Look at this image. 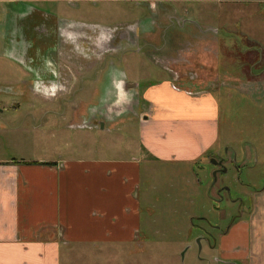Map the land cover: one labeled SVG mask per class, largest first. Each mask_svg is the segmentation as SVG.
I'll use <instances>...</instances> for the list:
<instances>
[{
	"label": "rangeland",
	"instance_id": "1",
	"mask_svg": "<svg viewBox=\"0 0 264 264\" xmlns=\"http://www.w3.org/2000/svg\"><path fill=\"white\" fill-rule=\"evenodd\" d=\"M153 2L154 9L139 5L132 11L120 4L77 8L65 2L56 6L59 18L89 25H78L74 34L48 33L44 40L39 34L36 41L19 33L20 45L9 51L6 44L0 54V147L10 159L62 160L138 143L135 121L111 123L123 109L109 110L113 103L102 101L115 91L114 64L142 84L166 77L167 67L187 78L177 84L210 90L218 104L217 148L232 158L226 170H218L214 159L200 167L149 164L141 239L72 244L63 264H217L207 241L213 243L214 226L231 222L238 210L231 201L264 187V1ZM124 46L143 51L124 53ZM102 121L110 131L99 130Z\"/></svg>",
	"mask_w": 264,
	"mask_h": 264
},
{
	"label": "crops",
	"instance_id": "2",
	"mask_svg": "<svg viewBox=\"0 0 264 264\" xmlns=\"http://www.w3.org/2000/svg\"><path fill=\"white\" fill-rule=\"evenodd\" d=\"M153 1L0 0V38L5 41L0 54L6 53V44L9 51L10 46L20 45L16 37L19 33L36 41L37 33L74 34L81 28L78 25H89L59 18L61 10L56 6L65 2L77 8L84 3L92 6L120 4L127 9L130 6L132 11L139 5L153 8L156 6ZM158 1L208 5L264 0ZM40 12L50 19L45 21ZM48 21L52 22L46 24ZM133 34L136 40L140 36V33ZM56 41L60 43L58 38ZM23 45L26 47L27 42ZM123 50L126 53L140 49L126 50L124 46ZM114 66L116 75L111 82L114 94H105L102 101L114 103L109 110L115 106L123 109L111 123L127 125L124 119L135 121L139 127L138 143H125L110 151L103 147L87 151L85 156L62 160L10 159L3 157L0 147V264H63L66 256L63 253L69 251L72 244L95 247L106 243L132 244L141 239L142 231L147 232L142 201H147L149 164L155 169L193 162L200 167L205 161L216 159L222 161L221 165L215 163L220 170L219 167L232 162L228 154L221 155L217 148L218 104L212 91L177 84L176 80L187 78L167 67H163L168 71L166 77L142 84L131 81L125 70L117 64ZM101 69L107 71L108 68ZM118 70L121 71L116 73ZM128 83L135 85L128 89L131 93L126 90ZM142 86L145 87L143 92ZM116 87L119 88L116 90ZM122 112L131 115L125 117ZM109 115L111 117V112ZM99 130L110 131L104 128L103 121ZM145 180L147 185L142 195ZM231 203L238 208L232 212L231 222L214 226L217 234L213 243L207 239L210 250L216 252V263L264 264V187ZM144 236L148 239V235Z\"/></svg>",
	"mask_w": 264,
	"mask_h": 264
},
{
	"label": "flooded vegetation",
	"instance_id": "3",
	"mask_svg": "<svg viewBox=\"0 0 264 264\" xmlns=\"http://www.w3.org/2000/svg\"><path fill=\"white\" fill-rule=\"evenodd\" d=\"M46 19H45V21L49 18V17H47L46 15H45V13H42V12H40ZM50 19V18H49ZM52 21H48V23L46 22V24H49V23H51ZM85 28H88V27H84V29H80V30H85ZM139 30V29H138ZM125 31V30H124ZM126 31H128V30H126ZM122 33H128V32H122ZM130 33V32H129ZM138 33H139V31H138ZM29 34H31V33H29ZM39 34H43V33H37V35H39ZM47 34L48 33H45V34H43V38H42V40H44L46 37H47ZM29 38V37H28ZM44 44H47V41H45V43ZM37 47H39V46H37ZM113 105H114V103H113ZM220 166V165H219ZM221 170H222V168H223V166H221V167H219ZM226 188V187H225Z\"/></svg>",
	"mask_w": 264,
	"mask_h": 264
},
{
	"label": "water",
	"instance_id": "4",
	"mask_svg": "<svg viewBox=\"0 0 264 264\" xmlns=\"http://www.w3.org/2000/svg\"><path fill=\"white\" fill-rule=\"evenodd\" d=\"M127 86H128L129 88H131V89H133V88L135 87L134 84H130V83H128ZM217 162H218V164H220V165L222 164V161H216V159H214V163H217ZM223 169L226 170L225 167H223ZM214 175H215V180H214V181H216V179H217V178H216V176H217V171L214 172Z\"/></svg>",
	"mask_w": 264,
	"mask_h": 264
}]
</instances>
